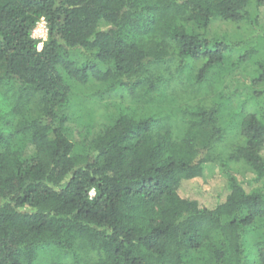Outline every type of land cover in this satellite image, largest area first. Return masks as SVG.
Here are the masks:
<instances>
[{"label":"trees","instance_id":"1","mask_svg":"<svg viewBox=\"0 0 264 264\" xmlns=\"http://www.w3.org/2000/svg\"><path fill=\"white\" fill-rule=\"evenodd\" d=\"M263 8L0 0V264H37L44 253L58 256L53 264H264V189L231 179L186 191L221 155L225 103L210 94L240 48L208 31L217 21L258 27ZM42 19L39 50L32 33ZM90 79L101 99L123 93L137 107L79 144L67 123ZM238 121L227 161L264 181V118Z\"/></svg>","mask_w":264,"mask_h":264},{"label":"rangeland","instance_id":"2","mask_svg":"<svg viewBox=\"0 0 264 264\" xmlns=\"http://www.w3.org/2000/svg\"><path fill=\"white\" fill-rule=\"evenodd\" d=\"M250 11L254 20L258 13L255 2L250 6ZM257 21L258 27H253L245 21L238 24L217 21L208 31L210 39L227 40L239 44L240 48L228 56L229 71L217 90L220 94L218 96L210 94V99L219 98L225 103L222 120L227 128V136L220 144L221 155L219 154L217 161L205 165L204 178L189 183L186 186L187 192L199 182L203 188H216L226 185L231 179H235L247 192L264 189V181L258 180L256 174L246 164L228 162L226 157L231 152L232 146L238 142L236 138L238 115L256 113L264 118V81L258 82L264 70V8L260 11ZM45 25L47 27V22L42 19L32 33V37L39 42V50L43 48L48 38ZM247 53L249 58L241 61V57ZM102 89L101 85L91 80L85 87L82 86L74 93L71 102L73 104L71 119L67 127L70 138L75 143L82 144L85 140H91L111 125L112 117L119 114L125 107H137V101H133L129 96L126 95L124 99H121L123 93L101 99L98 92ZM23 153L24 157H31L33 147L28 145ZM57 258L58 256L54 253H44L37 264H53Z\"/></svg>","mask_w":264,"mask_h":264},{"label":"built area","instance_id":"3","mask_svg":"<svg viewBox=\"0 0 264 264\" xmlns=\"http://www.w3.org/2000/svg\"><path fill=\"white\" fill-rule=\"evenodd\" d=\"M44 28H45L46 31L48 30L47 27H46V25L44 26Z\"/></svg>","mask_w":264,"mask_h":264}]
</instances>
